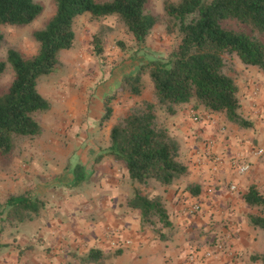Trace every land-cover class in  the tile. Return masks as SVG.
<instances>
[{"label": "trees", "instance_id": "obj_1", "mask_svg": "<svg viewBox=\"0 0 264 264\" xmlns=\"http://www.w3.org/2000/svg\"><path fill=\"white\" fill-rule=\"evenodd\" d=\"M56 13L42 28L33 32L39 49L33 56L8 49L0 60V76L8 64L14 71L9 88L0 93V157L14 152L25 138H37L42 126L35 116L52 108L39 91L42 76L50 75L61 63V52L70 49L76 39L75 23L89 14L98 20L116 16L138 43H143L159 23L150 10L151 0H55ZM164 20L168 33L180 40L167 57L154 58L127 72L123 89L140 96L148 75L158 104L170 116L181 106L209 113H222L227 120L241 127L251 123L241 113L240 88L237 83L235 58L264 72V0H165ZM44 11L37 0H0V25L25 26L33 23ZM102 31L94 34L97 54L103 52ZM0 33V49L4 44ZM155 103L144 100L134 106L110 129L108 154L126 166L130 178L137 183L126 206L138 210L143 229L149 228L156 239L173 238L175 223L164 194H151L144 188L154 183L172 186L187 176L188 166L181 160V143L158 121ZM108 106L105 118L111 117ZM80 177V176H79ZM77 177V178H79ZM199 195L196 184L187 185ZM251 185L244 198L258 212L249 216L250 223L264 231V194ZM0 201V231L34 219L44 208V201L30 193L11 195ZM3 245L0 244V247ZM122 253L117 249L113 256ZM109 254L91 249L83 262H99ZM83 258V257H82ZM264 264V253L256 257Z\"/></svg>", "mask_w": 264, "mask_h": 264}, {"label": "rangeland", "instance_id": "obj_2", "mask_svg": "<svg viewBox=\"0 0 264 264\" xmlns=\"http://www.w3.org/2000/svg\"><path fill=\"white\" fill-rule=\"evenodd\" d=\"M37 1L43 4L44 11L33 23L25 26L0 25V33L5 38L0 49V60L7 58L10 48L20 51L27 57L38 52L39 44L34 39L33 32L46 25L56 13L57 5L55 0ZM164 1H150V10L158 15L159 23L143 43H138L116 16L95 20L86 14L77 18L74 45L61 52V63L56 70L50 75L45 74L39 80V91L52 104V108L47 113L39 112L35 116L42 126V133L37 138L21 139L12 154L0 157L1 202L4 203L11 195L25 194L30 179L39 178L41 174L47 177L48 183L53 177L60 179L65 176L66 182L74 176L77 181L72 189H77L79 186L84 188L83 185L78 184H82L81 179L86 176L88 178L85 185L90 184L93 174L98 172L97 160L107 154L105 146L110 144L111 127L144 100L156 104L159 123L174 134L172 116L158 104L148 75L144 76L146 85L140 96L130 95L122 86V79L127 72L148 60L167 57L179 43L180 38L176 34L168 33L166 29ZM99 31L104 35L101 54L96 53L93 41L94 34ZM237 61L242 64L236 57V65ZM13 78L14 71L8 64L6 72L0 76V93L9 88ZM108 106L113 108L110 119L104 117ZM191 109L201 114L199 121L191 118ZM187 110L193 122H201L205 118L214 119L209 117V112L196 109L193 104ZM163 188L164 186L160 184H154L152 188L144 189L151 194H164ZM41 200L45 204L49 202L46 198ZM250 209L246 226L251 236L250 245L240 249L235 248L233 243L230 244L235 234L230 229L232 222L223 216L204 221L209 211L190 215L187 221H191L190 225L193 228L189 230L181 229L182 222H176L173 239L186 237L190 250H195L197 253L206 252L224 243L223 251L211 258L191 261L190 254L187 253L181 264H262L256 257L264 253V231L250 223L249 216L257 213L258 208L250 207ZM25 223L0 231V244L3 245L0 247V264L37 263V260L31 259L27 253L29 247L26 240L31 238V234L24 229ZM1 225L0 221V227ZM146 231L150 229L147 228ZM118 245L119 242L114 247L117 248ZM114 252H104L109 254V257L99 262H83L84 256H88L89 253L76 252L66 262L65 259L57 261L46 258L40 260L39 264L55 262L56 264H118V260L127 257L113 256ZM162 259L163 257L155 258V263L163 264Z\"/></svg>", "mask_w": 264, "mask_h": 264}, {"label": "crops", "instance_id": "obj_3", "mask_svg": "<svg viewBox=\"0 0 264 264\" xmlns=\"http://www.w3.org/2000/svg\"><path fill=\"white\" fill-rule=\"evenodd\" d=\"M237 69L239 112L251 124L238 126L226 120L222 113H210L209 117L214 119L205 118L196 123L188 115L191 104L181 106L172 117V128L181 143V160L189 173L175 185L164 186L162 193L172 221L182 222L181 229L193 228L191 221H187L191 215L187 207L200 199V213L209 211L204 221L221 216L231 221L230 229L235 236L230 244L240 249L250 245L251 239L246 230L251 209L244 195L251 185L258 186L264 194V154H257L264 147V72L238 61ZM109 146H105L107 154L97 160L98 172L91 176L90 184L85 185L88 176L78 184L84 188L72 189L77 181L74 176L66 182L62 176L53 177L48 183L43 174L42 178L30 179L26 193L49 199L40 214L24 224V229L31 234L26 240L27 253L37 260L36 264L46 258L66 262L76 252L88 254L91 249L103 252L121 249L117 257H127L116 258L118 264H157L155 258L159 257H163V264H181L185 254L191 256L196 252L189 249L184 236L161 241L142 228L140 212L125 204L137 183L130 178L126 166L108 154ZM240 161L250 164L247 172H239L237 162ZM189 184L198 185L200 194L187 189ZM233 184L236 190L231 189ZM209 187L213 193H207ZM117 242L119 245L115 248ZM198 253L199 260L204 259L205 251Z\"/></svg>", "mask_w": 264, "mask_h": 264}, {"label": "built area", "instance_id": "obj_4", "mask_svg": "<svg viewBox=\"0 0 264 264\" xmlns=\"http://www.w3.org/2000/svg\"><path fill=\"white\" fill-rule=\"evenodd\" d=\"M190 115H191V118L194 120V121H199L200 118H201V114L197 111V110H194V109H191L190 110ZM257 154L258 155H262L264 154V147L263 148H260L258 151H257ZM237 167H238V170L240 173H245L247 172L249 169H250V164L248 162H237ZM231 189L232 190H236L237 189V186L235 184H233L231 186ZM207 193H213V188L209 187L207 188ZM202 211V203H201V200L200 199H197L194 203H192V205L188 206L187 207V212L191 215H194V214H198ZM130 242V241H128ZM223 245L224 243H220L218 244L217 246H215L213 249H210L209 251H206L204 253V255H202V257H204V259L206 258H211L213 257L214 255H216L218 252L221 253L223 251ZM199 256L200 254L197 253V252H194L191 256H190V260L192 261H197L199 260Z\"/></svg>", "mask_w": 264, "mask_h": 264}]
</instances>
